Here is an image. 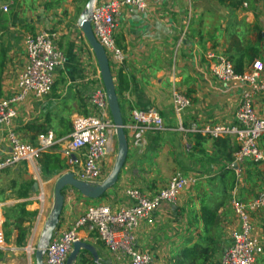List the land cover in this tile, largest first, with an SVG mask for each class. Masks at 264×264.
<instances>
[{
  "label": "crops",
  "instance_id": "obj_1",
  "mask_svg": "<svg viewBox=\"0 0 264 264\" xmlns=\"http://www.w3.org/2000/svg\"><path fill=\"white\" fill-rule=\"evenodd\" d=\"M9 1L0 0V19H5L8 14L3 6ZM13 1L15 6L22 4L26 13L23 16L18 12L11 13L0 33V45L6 39L7 56L1 98L16 89L18 74L27 61L24 46L27 35L53 29L66 60L57 70L53 89L48 95L28 96L16 105V116L11 124L0 123V157L10 151V130L34 145L38 144L41 134L52 132L57 142L47 150L60 149L67 167L48 178L44 177L40 163L38 168L20 163L0 170V202L4 205V243L7 248L0 252L11 250L18 236L17 230L8 234L7 210L20 206L34 212L28 218L26 216L28 221L24 225L26 228L32 226L28 227L26 242L29 243L32 236L35 242L50 215L54 203L50 196L57 179L68 171L76 173L81 168L71 159L77 158L81 162L84 150H70L68 139L73 120L89 111V83L95 81L97 67L95 55L78 25L83 4L88 0ZM42 1L45 6L39 8V12L33 11ZM115 39L125 54L123 64L113 71L117 91L119 72H122L125 86L118 96L126 123L128 156L116 185L103 197L90 199L73 187H66L65 203L56 230L61 232L71 228L90 205L108 204L114 210L129 207L133 200L126 195L127 189L137 188L153 195L165 187L175 173L182 172L196 178V182L181 192L176 204L164 203L154 212L152 224L145 222L137 228V248L152 255L151 264H191L195 257L197 262L199 260L196 253L210 247L202 262L209 264L213 260L219 261L214 264H223V253L231 242L232 231L238 226L232 198L236 194L249 201L259 195V191L264 193V163L246 160L236 173L227 167L239 149L235 137L210 138L191 131V128L193 124L235 122L241 93L249 88V84L242 81L224 84L218 80L212 74L208 54H222L234 67L237 59L243 57L247 61L253 56L254 60L246 64L244 72L253 67L255 60L260 59L264 64V0H149L144 11L122 9ZM14 62L17 63L14 65ZM174 89L192 99L191 106L180 116L173 107ZM254 106L257 114L264 117V92L254 94ZM134 109L157 110L166 129L136 131L132 127ZM261 146L264 148V138ZM117 153L118 139L114 133L102 161V181L112 171ZM32 173L37 179L34 186L30 184ZM211 193L218 196L217 200L208 196ZM204 205L218 212L217 224L209 235L202 219ZM40 214L41 221L36 225ZM252 223L254 235L262 245L255 264H264V209L252 214ZM222 232L226 233V240L221 239ZM78 235L79 240L96 248L103 262L125 264L116 259L95 233L81 228ZM22 247L15 249V253L22 250L28 263L36 264L35 253H28ZM82 253L91 256L95 264L91 253ZM0 264L21 263L17 257L5 254L0 256Z\"/></svg>",
  "mask_w": 264,
  "mask_h": 264
},
{
  "label": "built area",
  "instance_id": "obj_2",
  "mask_svg": "<svg viewBox=\"0 0 264 264\" xmlns=\"http://www.w3.org/2000/svg\"><path fill=\"white\" fill-rule=\"evenodd\" d=\"M148 2L149 0L96 1L91 17L93 31L104 46L113 66H120L125 60L124 51L115 39L118 16L124 7L130 12L144 11ZM3 10L8 11L9 7L3 6ZM56 38L57 32L50 29L26 36L27 61L18 74L15 91L0 99V123L11 124L16 116V105L28 96L42 97L52 91L56 72L66 60ZM208 57L211 59L212 74L218 80L224 84L234 81L246 82L249 88L241 93L234 123L201 126L193 124L191 131L210 138L234 136L239 149L227 167L239 173L240 165L246 160L264 163V148L261 146V140L264 138V117L257 114L254 106V94L264 92V64L260 59L255 60L249 71L238 73L232 61L224 55L209 53ZM94 79L95 81L91 80L89 83V111L73 120L68 145L74 152L84 150L81 162L77 158L71 159V162L81 165L75 176L86 182L100 183L103 179L102 161L108 152L109 140L116 133V125L110 115L107 92L98 65ZM172 100L174 111L179 116L192 104V99L177 89L172 92ZM132 127L136 131L166 129L163 117L155 109H134ZM9 140L10 151L0 157V170L20 163L38 168L42 151L57 142L55 135L49 132L41 134L38 144L34 145L22 140L12 130L9 131ZM195 182L196 178L177 172L165 187L153 195L145 194L137 188L127 189L126 195L133 200L129 207L114 210L108 204L90 205L71 228L61 232L55 230L45 250V264H66L74 242L79 240L78 232L81 228L95 233L119 262L151 264L152 255L137 248V228L145 222L152 224L154 212L164 203L176 204L181 192ZM232 205L238 218V226L232 231V239L223 253L222 263L255 264L257 256L262 252V245L260 239L254 235L252 214L264 209V193L249 201H244L234 194ZM3 207L0 202V250L7 249L4 243L6 222L3 220ZM41 217L40 214L36 225L40 223ZM33 243L34 236L26 248L28 253L36 252L37 246H33Z\"/></svg>",
  "mask_w": 264,
  "mask_h": 264
},
{
  "label": "water",
  "instance_id": "obj_3",
  "mask_svg": "<svg viewBox=\"0 0 264 264\" xmlns=\"http://www.w3.org/2000/svg\"><path fill=\"white\" fill-rule=\"evenodd\" d=\"M96 1L97 0L87 1L86 6L82 10L81 15L79 17L78 25L82 29V32L95 55L97 65L99 67L100 74L103 80V84L107 92L110 113L116 125L118 153L112 171L100 183H90L80 180L75 176V173L73 171H68L62 174L57 179L54 188V203L50 215L46 221L45 227L40 235L35 252L36 264H45L44 255L46 247L50 239L52 238L53 233L58 228L61 220V215L65 203L64 191L66 187L71 186L77 191H79L81 194H83L85 197L90 199L101 198L109 189L116 185L120 172L128 156L129 143L126 133V123L122 114L121 104L114 78V71L112 69L109 57L106 53L104 46L95 36L91 23L93 7ZM83 251H88L89 253H91L93 255L95 263L97 264H110L103 262L100 259L96 248L92 244L83 240H77L74 242L73 249L69 254L66 264H76Z\"/></svg>",
  "mask_w": 264,
  "mask_h": 264
},
{
  "label": "trees",
  "instance_id": "obj_4",
  "mask_svg": "<svg viewBox=\"0 0 264 264\" xmlns=\"http://www.w3.org/2000/svg\"><path fill=\"white\" fill-rule=\"evenodd\" d=\"M254 60L253 56H250L247 61L241 57L236 60L235 63V70L238 73H243L246 69V64L249 62H252ZM122 72H119L118 78H119V85H118V93H120L125 86L122 83ZM1 78H0V98L2 97L3 91H2V85H1ZM39 163L41 164L42 170L44 174L46 175H55L58 174L60 171L64 170L67 165L62 157V151L59 149L57 151H50V150H44L42 151L41 157L39 159ZM257 163V162H254ZM34 212H29L27 210L23 209V216L19 217L18 220L16 221L17 229H18V236H17V242L19 245H22L25 242V238L28 233V228L24 225L26 222V216L33 214ZM201 213H202V219L204 222L205 226V231L209 235L211 229H213L218 221V212L215 209L210 208L208 205H204L201 208ZM209 238V236H208ZM210 247H204L201 249L199 252L196 253V255H199V260L198 262L196 261L197 257L193 259L191 264H204L202 260H205L208 253H209ZM85 252V251H84ZM85 255L82 253L79 260L80 262L84 263L86 262L85 260ZM192 260V259H191ZM97 264V263H95Z\"/></svg>",
  "mask_w": 264,
  "mask_h": 264
},
{
  "label": "rangeland",
  "instance_id": "obj_5",
  "mask_svg": "<svg viewBox=\"0 0 264 264\" xmlns=\"http://www.w3.org/2000/svg\"><path fill=\"white\" fill-rule=\"evenodd\" d=\"M86 3L83 4L82 10L86 6ZM15 4L16 3L13 0H10L7 3L8 7H9V10H8V14L6 15L5 19H0V33L4 29V26L6 25V21L8 20V18H9V16H10L11 13L12 14L13 13L15 14L16 12H18L20 16H23L22 14L23 13H26V11H23V5L22 4H19V6L18 5L15 6ZM44 4H45L44 1L40 2L39 4H36V6H34V8H33V11L39 12L38 9L41 8V7H43V6H45ZM50 30H53V29H50ZM1 36H0V38H1ZM5 42H6V39L4 41V44L0 45V78L1 79L4 78V70H5V67L7 65V59H6L7 56L5 55L6 54V46H5L6 44H5ZM24 46H25V43H24ZM15 63H17V62H14V65H15ZM111 66H112V69L114 70L115 69V66H113L112 64H111ZM23 140L24 141H27L24 138H23ZM27 142H29V141H27ZM43 175H44L45 178L52 177V175H47V176H45V174H43ZM245 175H246V173H245ZM257 179L258 178H255V180H257ZM36 180L37 179L34 178V174L32 173V177H31V181H30L31 183L30 184H32L33 186H34V184L36 185ZM258 193H262V191H259ZM208 196H211V198H213V200H217V197H218L214 193L208 194ZM50 201L54 202V189H52L51 196H50ZM6 215H7L8 221H9V226H8L9 228H7L8 229V234H12V233L14 234L15 230L18 231L17 225H16L17 224L16 221L18 220V218L20 216L21 217L23 216V209L20 206H18L16 209L10 208V209L7 210ZM229 215L232 216L231 213ZM27 218H28V216H27ZM27 218L25 219L26 221H28ZM30 226L31 225H28V227H30ZM9 230H10V232H9ZM16 238H17V235H16ZM39 238H40V236H39ZM39 238H36L33 246H37V244L39 242ZM223 238H225V240H226V233L225 232H222L221 233V239L223 240ZM13 244L14 245H13V248L11 250H7L5 252H0V256H4L5 254H11L13 257H17L18 258L19 263H21V264H29L28 263L27 256H26V253L22 252V250H20L18 254L15 253L16 252L15 249H19V247H21V246H23L24 248H27L28 242H26V238H25V242L23 243V245H19L18 242L16 241V239H15V242ZM226 247H227V245H226ZM85 259H87V260H85L86 262H84V264H93V259H92L91 256L90 257H85ZM211 261H212V263H209V264H214V262H219V261H213V260H211ZM79 262H80V260L78 259L77 260V263L79 264ZM215 264H217V263H215Z\"/></svg>",
  "mask_w": 264,
  "mask_h": 264
}]
</instances>
